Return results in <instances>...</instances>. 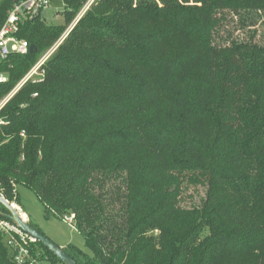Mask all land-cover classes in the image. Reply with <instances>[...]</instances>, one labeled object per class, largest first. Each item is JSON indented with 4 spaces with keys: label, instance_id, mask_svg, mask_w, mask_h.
Instances as JSON below:
<instances>
[{
    "label": "trees",
    "instance_id": "obj_1",
    "mask_svg": "<svg viewBox=\"0 0 264 264\" xmlns=\"http://www.w3.org/2000/svg\"><path fill=\"white\" fill-rule=\"evenodd\" d=\"M19 1L0 0V28ZM62 1L63 24L22 25L38 52L10 56L0 100L88 0ZM224 10L264 0H95L1 109L0 186L75 213L78 264H264V43L217 42ZM185 175L207 184L201 205L166 202Z\"/></svg>",
    "mask_w": 264,
    "mask_h": 264
},
{
    "label": "rangeland",
    "instance_id": "obj_2",
    "mask_svg": "<svg viewBox=\"0 0 264 264\" xmlns=\"http://www.w3.org/2000/svg\"><path fill=\"white\" fill-rule=\"evenodd\" d=\"M91 1L92 0H88L82 6L80 11L78 12V15L76 16L74 21L68 26V28L64 31L62 36L58 40H56L37 60L38 62L40 59L46 56L50 50L55 49L50 55H48L42 65L37 70H35L31 79L37 80V77L42 76L43 64L56 52L57 48L72 30L73 25L89 9V7L93 4L95 0H93L92 3ZM191 3L193 4L192 1ZM64 8L65 5L62 0H52L51 7L43 14L45 21L52 25L63 24L64 16L62 12ZM219 16L222 17V21L221 28L219 29L218 33L215 34L217 42L221 43L226 40L228 41V38L230 37L238 40H253L261 44L264 43V14H257L254 12H251L250 14H247L246 12H243L242 14H237L231 10H224L222 13L219 14ZM35 64L15 85L12 91L7 94L4 98H2L0 102L6 97H8L12 92H15V89L31 72ZM15 94L16 92L14 93V95ZM0 193H2L7 199L13 202V205H19L20 210L18 212L22 211L26 213L29 217L27 221L39 230H41L56 244L63 247L69 246L70 248H68L67 250L71 252V247H74L82 250L88 255H92L91 249L85 244L84 236L78 231L75 226V219L72 222L63 220V217L69 213L63 214L62 219L52 214L48 215L46 213V208L44 204L39 200L35 191L22 184H18L16 186L14 184L12 199L6 195L1 186ZM164 194L166 202H168L169 204H173L181 208H192L194 206L202 204L207 194V184L202 181V177L199 175H195L192 177H190V175H185L184 177L178 178L175 177L167 183ZM0 209L5 210V207L2 203H0ZM76 257L78 258L77 255ZM39 264L65 263L59 258H48L47 256H44L39 262Z\"/></svg>",
    "mask_w": 264,
    "mask_h": 264
},
{
    "label": "built area",
    "instance_id": "obj_3",
    "mask_svg": "<svg viewBox=\"0 0 264 264\" xmlns=\"http://www.w3.org/2000/svg\"><path fill=\"white\" fill-rule=\"evenodd\" d=\"M92 2L93 0L91 3ZM51 4L52 0H21L14 3L9 9L8 16L0 28V82L8 80L10 56L13 54H26L30 50L31 45L29 41L19 35L22 25L39 16L44 18L43 14L51 7ZM53 50L55 49L50 50L46 56L35 64L31 72L15 89V92L33 77L35 70L42 65ZM14 93L12 92L0 102V111ZM3 122L4 121L0 118V124ZM21 135L25 136V133L23 132ZM0 195L6 198L2 193H0ZM7 200L10 201L9 199ZM1 212L6 211L0 209V239L10 251L13 264H39L43 256V251L37 245L38 240L17 227L12 221L2 216ZM75 218V213H70L65 215L63 220L72 222Z\"/></svg>",
    "mask_w": 264,
    "mask_h": 264
},
{
    "label": "water",
    "instance_id": "obj_4",
    "mask_svg": "<svg viewBox=\"0 0 264 264\" xmlns=\"http://www.w3.org/2000/svg\"><path fill=\"white\" fill-rule=\"evenodd\" d=\"M75 24L73 25V27L75 26ZM29 51L31 53H37L38 48L36 45H31ZM0 203H2L7 209L6 212H1L2 216L6 217L10 221H12L17 227L21 228L24 232L28 233L29 235L40 241L46 248H48L53 254L60 258L65 264H78L77 261L62 246L56 244L42 231H40L38 228H35L31 223L25 220L18 213L13 203L8 201L2 195H0Z\"/></svg>",
    "mask_w": 264,
    "mask_h": 264
},
{
    "label": "bare ground",
    "instance_id": "obj_5",
    "mask_svg": "<svg viewBox=\"0 0 264 264\" xmlns=\"http://www.w3.org/2000/svg\"><path fill=\"white\" fill-rule=\"evenodd\" d=\"M14 206H15L16 209L18 208L17 210H20L19 205L14 204ZM19 214H20L25 220L28 219L27 215H26L24 212L20 211Z\"/></svg>",
    "mask_w": 264,
    "mask_h": 264
},
{
    "label": "crops",
    "instance_id": "obj_6",
    "mask_svg": "<svg viewBox=\"0 0 264 264\" xmlns=\"http://www.w3.org/2000/svg\"><path fill=\"white\" fill-rule=\"evenodd\" d=\"M26 214V213H25ZM27 215V214H26ZM28 217V216H27ZM28 219H29V217H28ZM63 247V246H62ZM63 248H65V247H63Z\"/></svg>",
    "mask_w": 264,
    "mask_h": 264
}]
</instances>
